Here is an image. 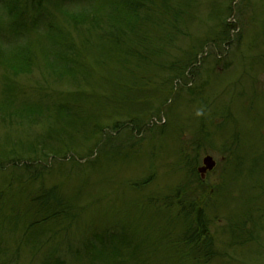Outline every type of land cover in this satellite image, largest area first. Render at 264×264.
<instances>
[{
	"label": "trees",
	"instance_id": "16d2710c",
	"mask_svg": "<svg viewBox=\"0 0 264 264\" xmlns=\"http://www.w3.org/2000/svg\"><path fill=\"white\" fill-rule=\"evenodd\" d=\"M201 1L0 0V121L5 124L38 121L50 130L49 134L41 133L38 137L43 143L36 147L38 151L34 154L38 157L28 160L32 162L42 158L41 155L65 157L68 153L80 159L88 158L96 149L100 160H90L89 166L108 167L110 160L123 154L140 155L139 149L146 139L140 135L142 130H150L151 136L161 135L166 124L155 123L152 124L154 128H147L171 99L172 88L166 98H161L159 89L155 88L164 73H167L165 77L171 75L165 79L169 83H172L169 78L183 77L187 70L192 73V66H200L205 58L202 54L207 41L222 47L229 38L227 19L232 12V0L214 7L212 0ZM206 7L209 11L206 22H211L208 26L211 32L203 41L188 30L195 21L201 20L199 13ZM212 24L219 25L220 31L216 32ZM180 36L189 40L181 44ZM176 40L179 43H175ZM173 51L178 57L172 56ZM232 59L239 62V66L248 62L236 56ZM210 66L217 70V65L211 63L205 68L207 73H210ZM48 78L63 84L61 91L49 84L45 85L50 91L42 87V79ZM25 79L37 86H20ZM164 84V80L161 81V86ZM237 86L223 88L230 101L236 96L230 107L224 108L223 99H216L213 108H206L211 113L221 110V115L226 120L231 119L236 129L241 125L235 118L237 111H246L243 99L251 102L250 107L254 100L245 89ZM154 92L149 99L148 95ZM138 95L144 97L143 103L132 113L128 110V102L130 96ZM235 99L242 102L239 108ZM169 113L165 115L168 117ZM211 117L212 122L219 120L214 115ZM215 126L219 127L220 123ZM122 131L140 136H134V141L129 142L124 134L123 139L117 137ZM128 133L125 135L130 136ZM201 134L203 143L206 132ZM242 136L238 133L230 147L238 154L237 160L243 156ZM191 151V147L184 151L185 159H189L187 153ZM257 158L262 160L254 161L253 170L259 176L264 174V153ZM23 159L3 160L0 164L4 167L11 162V168L21 169L20 166L27 170L24 174H11L9 185L5 182L6 187L0 189V264H15L22 242L28 246L36 241V250L43 244H48V249L54 243L62 244L60 257L48 258L45 264H210L222 255L204 211V207L216 205L215 197L219 192L217 189L214 193L217 186L211 191L201 181L195 183L199 185L196 187L188 184L196 175L194 169L187 174L190 175L184 184H188L187 188L180 185L176 192L169 194L156 193L139 196V200L117 201L115 214L113 209L106 211L104 206L99 212L98 205L77 206L58 184L48 188L34 186L42 169L31 162L18 165ZM223 160L228 162V156ZM191 161H182L181 168ZM231 166L234 167L233 160L228 163L226 173L234 171ZM0 177H4L1 183L4 182L6 176ZM17 180L22 183L20 187L15 185ZM137 181L139 183L131 182V189L139 195L150 180L138 178ZM257 191H260L257 198L250 195L244 199L245 214L240 216L241 223L235 228L238 232L245 231L247 240L253 238L251 229L258 226L259 220L264 222L263 186L259 185ZM197 196H201L200 201L196 200ZM247 201L260 213L256 219L244 205ZM84 215L93 218L88 230L76 234L69 232L73 238L68 231H63L61 237L47 242L38 240L42 234L54 231L53 227H61L62 223ZM16 233L19 239L14 238ZM88 237L89 243H73H83ZM235 239L239 244L245 243L242 238ZM9 241L15 248L9 246ZM63 243L66 250L72 246L66 261L60 259Z\"/></svg>",
	"mask_w": 264,
	"mask_h": 264
},
{
	"label": "rangeland",
	"instance_id": "374dc122",
	"mask_svg": "<svg viewBox=\"0 0 264 264\" xmlns=\"http://www.w3.org/2000/svg\"><path fill=\"white\" fill-rule=\"evenodd\" d=\"M192 2L195 3L196 1ZM225 3V0H212L213 7ZM209 8L211 7L209 6ZM208 12V7L201 8L199 13L201 20L195 21L188 30V33L203 41L211 32L208 28L211 22H206ZM227 20L229 38L222 44V47L218 44L214 45V42L209 44L207 41L203 46L205 52L202 54L205 58L201 60L200 66H192V73L187 70L183 77L169 78L172 83L165 81L171 75L165 77L167 73H164L161 81L164 80L165 84L161 86L160 81L155 86L156 89H159L158 93L161 98H166L171 90L170 88H172L171 99L165 103L166 106L159 114L170 113L168 117L166 115L165 117H158L159 114L155 115L153 122H149L147 126L148 129L154 128L152 127V124H155L154 121L161 122V120H164L166 124L161 135L157 133L151 136L150 130H142L143 133L140 135L146 138L143 141L146 147L141 145L140 152L137 151L140 155L134 153L123 154L114 160H110L108 167L107 165L103 167H101L102 165L89 166L92 164L90 160H100L99 152L96 149L93 150L91 156L85 159L84 163L83 160L68 159L66 157L67 160L60 164L59 160L61 159L59 157L48 158V161L52 160V167L48 169L40 167L44 172L37 178L34 186L48 187L52 184H60L63 186L64 194L72 197L77 206L98 205L97 212L104 206L106 211L107 208L109 210L113 209L116 214L117 201L128 202L139 200V196L176 192L180 185L185 184L182 181L190 176L187 175L188 172L195 170L196 166L201 164L202 157L209 154L216 161V165L213 171L207 172V175L205 174L204 185L213 189L217 186L214 193L218 189L219 194H217L218 197H215L217 200L216 205L204 207V211L209 229L214 234L216 241L220 243L218 249L222 250V255L211 260L210 264H264V226H260L264 222L259 220L258 226L251 229L254 240H252L253 238L247 240L245 231L240 230L238 232L235 230L236 226L241 223L240 216L245 214V208L242 206L244 199L250 195L257 198L261 191H257V187L262 185L264 188V181L261 180L264 178V174L260 173L258 176L253 170L254 161L262 160L257 158L258 154L264 153V63H262L264 62V0H232V12ZM212 26L216 27L214 29L216 32L220 31L219 25L212 24ZM210 35L214 36L213 34ZM179 40L181 44H184L189 39L180 36ZM175 43H179L178 40ZM103 49L106 50L107 48ZM176 55L178 57V53L173 51L172 56ZM235 56L236 59L242 58L248 60V62L245 66H239L240 63L232 59ZM229 60L230 65L228 64ZM203 63L205 64L203 65ZM211 63L217 65V70L215 67L210 66V73H207L205 68ZM172 74L174 73L172 72ZM42 80L44 82L42 87L48 91H50V88L45 84H49L58 91H61L59 89L64 87L63 84L57 83L51 78ZM221 82V86H216ZM229 85L233 87L238 85L239 89H245L250 97H254L252 107L249 106L251 104L249 100L245 101L243 99L242 104L241 101L237 102L238 99H235V105L239 108L238 105L242 104L243 109L246 110L245 112L237 111V115H235V118L241 123L237 129L232 124L231 119L226 120L221 115V110L217 113H211L207 110L211 109L216 99L217 101L223 99L221 103L224 108L232 105L231 102L236 96L230 101L228 94L223 92V88ZM20 86L37 85L25 79L20 83ZM201 87H204V89L202 90ZM199 90L201 91L198 92ZM154 94L155 92L150 93L148 98L151 99ZM128 97L126 96V100H128ZM143 99L142 95L130 96L128 110L135 113L139 109V105L143 103ZM49 114L52 115L50 112ZM211 115L218 117L219 120L212 122ZM218 122L220 126L216 127L215 124ZM201 126L202 129H200ZM49 131L47 125L44 126L38 121L26 120L21 121L20 124H5L0 121V164L3 160H19L30 155H32L30 157H38L34 154L38 151L36 147L43 144L38 137L41 133L49 134ZM204 132H206V136L205 141L202 143L201 133ZM127 133L128 131H122L121 134H117V137L123 139L124 134V137L132 142L136 138L134 136L139 135L133 133L134 136H132L128 133L130 136H127L125 135ZM238 133L239 135L242 133V141L244 142V146L243 143H240L243 156L238 157L239 160L236 159L238 154L230 149L232 147L231 143ZM18 141L22 143L19 144ZM190 147L192 150L190 157L185 159L184 151ZM194 149H196L195 153ZM13 151L14 153H12ZM224 156L229 158L228 162L226 161L227 163L220 161L223 160ZM40 157L44 158L43 155ZM107 159L109 160V157ZM42 160H47V158ZM181 160L184 163L189 162V160L192 161L182 165L181 168ZM196 160H199L198 164H195ZM230 160H233L234 167L231 166V169L233 168L234 171L226 173ZM237 161H239L238 164ZM240 161H242V164ZM151 163H153L152 166ZM21 164L23 163H18V165ZM11 165L13 163L10 162L7 166H0V175L6 176L5 181L2 183L4 177L2 179L0 177V189L6 187L5 182L7 186L9 185L11 174H24L27 172L26 169L20 166L18 168L21 169L11 168ZM148 170L153 172L149 173ZM147 173L150 175L148 176ZM81 176H86L87 179L80 181ZM138 178L146 181L150 180L139 195L131 189V182H138ZM194 178H197V175ZM16 184L17 187L22 185V183L19 184L18 180ZM15 185L12 186V189ZM192 186L196 187V184ZM183 188H187V185H184ZM11 192L13 191L11 190ZM196 200L200 201L201 196H197ZM259 204L261 205L262 202ZM244 205L250 208L254 219L260 215L259 212L255 211L251 202L247 201V204ZM199 208L202 207L199 206ZM78 219L62 223L61 227H59L60 225L53 227L52 230L54 231L42 234L38 240L41 239L42 242H47L53 238L61 237L63 231H68L69 237L73 238L70 233L76 234L83 229L88 230L92 226L93 218H87L84 215ZM246 224L248 228H251V224L248 222ZM16 231L20 233L19 230ZM17 233L14 234L15 239H19ZM238 235L245 240V243L239 244L236 242L235 238L241 239ZM89 241L90 237L85 240V244ZM8 244L15 248L13 242L9 241ZM22 245L23 247L16 256L15 264H45L44 261L48 259L51 249L56 252L55 258L60 257L59 253L62 250V244L60 243H54L50 249H48V244H43L37 250L35 249L37 241L28 246H25L22 242ZM74 245L76 244L74 243ZM71 247L69 246L68 250H71ZM66 254L67 252L60 259L65 258Z\"/></svg>",
	"mask_w": 264,
	"mask_h": 264
},
{
	"label": "water",
	"instance_id": "95a60500",
	"mask_svg": "<svg viewBox=\"0 0 264 264\" xmlns=\"http://www.w3.org/2000/svg\"><path fill=\"white\" fill-rule=\"evenodd\" d=\"M203 165L198 168L201 173H204L207 169H211L215 162L210 156H205L202 160Z\"/></svg>",
	"mask_w": 264,
	"mask_h": 264
}]
</instances>
